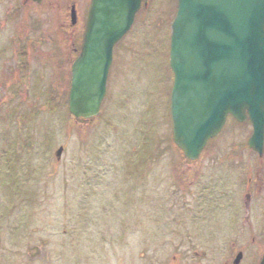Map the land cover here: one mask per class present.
I'll use <instances>...</instances> for the list:
<instances>
[{"label":"rangeland","instance_id":"rangeland-1","mask_svg":"<svg viewBox=\"0 0 264 264\" xmlns=\"http://www.w3.org/2000/svg\"><path fill=\"white\" fill-rule=\"evenodd\" d=\"M23 1L0 0V264H192L194 252L221 264L232 243L258 263L261 245L241 239L261 228L230 222L244 211L232 159L251 156L248 122L228 118L193 163L172 141L175 0H148L115 46L90 121L68 114L65 95L84 18L66 17L73 0ZM194 224L216 238L195 241Z\"/></svg>","mask_w":264,"mask_h":264},{"label":"water","instance_id":"water-1","mask_svg":"<svg viewBox=\"0 0 264 264\" xmlns=\"http://www.w3.org/2000/svg\"><path fill=\"white\" fill-rule=\"evenodd\" d=\"M169 66L173 140L195 160L228 116L252 126L248 141L264 142V0H177ZM140 0H92L81 52L71 67L69 112H99L113 46L130 29ZM62 149L56 152L59 158ZM34 257L35 250L29 251ZM260 264H264V257Z\"/></svg>","mask_w":264,"mask_h":264},{"label":"flooded vegetation","instance_id":"flooded-vegetation-1","mask_svg":"<svg viewBox=\"0 0 264 264\" xmlns=\"http://www.w3.org/2000/svg\"><path fill=\"white\" fill-rule=\"evenodd\" d=\"M43 1L44 0H24L23 2L24 4L25 3L27 4L29 2V3H32V5H37L38 8H41ZM83 1L84 0L70 1V4L68 6V11L65 13L66 17L68 16L70 17L71 9L72 10L74 9L76 21H78V19L83 20L87 12V8L83 9L81 7V3H83ZM88 2H90V0H86V5L88 4ZM246 149L251 154V156H249L248 161L245 158L244 159L240 158L241 159L240 161L235 160L233 162L234 158L232 159V163L234 165V171L236 172V174L234 175L233 182L235 183L237 181L239 183L238 185L242 184V186L246 190V194L243 196V199H242V202H243L242 206L244 208V211L241 212L239 205H236L235 208H239L240 213L239 211L238 213H235L237 212V210H233L234 212H230L231 213L230 222L232 223L234 229H237V224H240L241 226L243 225L246 226V224H248V225L253 226L254 229H255V225L259 226L261 228V231L259 230V233L262 234V238L257 236V239H258L257 241L256 236L252 235L253 230L250 227V229H247V235L242 237L241 240H245L250 237V239H252V242H255L254 244L261 245L262 253H261V257L258 263L256 262L257 259H254V258H251L250 263H248L246 262L247 257L245 256V254L241 252L240 250H237V248H235V244L232 243L230 245L231 247L230 254H229L230 257L228 256L227 259L224 260V262L221 264H259L261 259L264 256V147H263L262 156H258L253 151H251L248 148L247 143H246ZM220 206L222 208L224 207V205L222 204ZM192 221L194 222L195 220L192 219ZM194 225L196 228L195 233L199 234V236L194 237L195 241L208 242L207 236H209V238L214 236V230L208 235H206L205 233L200 234L202 230H204V228H202L203 226H198L196 224ZM216 236L213 237V239H215ZM185 237L187 236L185 235ZM176 241L178 240L176 239ZM236 242H238V240ZM259 253H260V250L256 252L257 255ZM193 256L194 257H192L193 260H191V263L199 264L200 261H197L198 253L194 252ZM200 257H204V254H201ZM237 258H238V261H237Z\"/></svg>","mask_w":264,"mask_h":264}]
</instances>
